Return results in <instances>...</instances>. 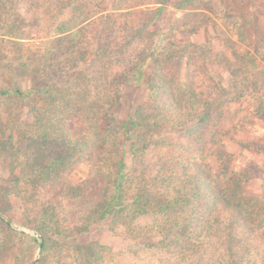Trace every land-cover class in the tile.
<instances>
[{
    "label": "trees",
    "instance_id": "16d2710c",
    "mask_svg": "<svg viewBox=\"0 0 264 264\" xmlns=\"http://www.w3.org/2000/svg\"><path fill=\"white\" fill-rule=\"evenodd\" d=\"M121 1L0 0V44L7 41L12 45L0 55V78L21 68L31 81L26 91L0 83V98L24 102L30 114L24 124L0 128V156H8L11 174V186L0 185V223L6 229L0 230V251L7 245L1 236L8 230L18 233L6 217L13 194L25 203V225L39 236L40 257L60 238H69L72 231L53 206L57 196L64 201L78 200L82 185L68 183L64 177L71 167L89 160V181L95 194L85 215L79 216L77 210L71 216L80 221L76 232L92 224H107L135 237L153 238V232L143 231L150 226L140 224L141 219L153 217L158 220L159 239L147 245L171 257L163 264H243L249 247L242 246L239 234L260 228L262 219L246 213L238 179L232 178L222 191L216 190L203 166L217 148L211 126L223 100L200 96L187 72L182 78L164 70L167 63L183 58L189 44H177L172 33H159L153 41H137L141 34L144 38L152 35L148 28L161 6L150 17L129 21L126 15L138 5L155 1H135L126 7ZM156 2L176 9L194 4L193 0ZM206 22L205 13L193 9L183 14L176 30L191 33ZM235 30L241 38V26ZM223 43L231 54L225 66L236 97L250 96L255 114L264 120V71L256 69L249 51L228 35ZM149 65L147 102L116 122L113 107L120 86L137 84ZM169 147L181 156L180 172L172 193L163 196L150 183L155 178L147 158L153 148ZM165 168L161 164L158 169L167 180L174 173ZM39 184L49 191L44 197L37 195L39 201L29 207L27 199L38 194ZM190 207L202 211L198 226L191 222ZM223 213L227 216L221 248L208 254L201 238L219 228ZM216 224L218 227L213 226ZM85 249L87 252L92 246ZM217 255L220 262L208 259ZM16 258L15 264L40 261Z\"/></svg>",
    "mask_w": 264,
    "mask_h": 264
},
{
    "label": "rangeland",
    "instance_id": "374dc122",
    "mask_svg": "<svg viewBox=\"0 0 264 264\" xmlns=\"http://www.w3.org/2000/svg\"><path fill=\"white\" fill-rule=\"evenodd\" d=\"M135 1L141 3L155 1V3L138 5L132 14L126 15L129 21H141L146 16L150 17L161 6L154 22L148 28L152 35L144 38L141 34L137 41H153L159 33L167 35L172 33L173 41L177 44H189L183 58L175 64L167 63L164 70L182 78L187 72L200 96L207 100L216 98L223 100L211 126L217 148L214 154L206 157L203 166L216 190L222 191L226 184L232 182V178L239 180L246 213L262 219L260 228L239 234L242 246L247 244L249 247V253L244 258L243 264H264V120L255 114L254 101L250 96L236 97V90L231 85L230 75L225 66L226 61L231 59V54L223 43L224 35H228L241 49L249 51L256 69L264 71V0H193L194 4L187 9H176L165 2L161 4L156 2L158 0H122L121 2H124L123 7H126ZM15 6L19 7L17 3ZM193 9L204 12L207 22L191 33L176 30V25L183 18V14ZM123 21L126 22V20ZM238 26L242 29L241 38L235 32ZM228 28L231 32L226 33ZM27 43L31 44V42ZM11 48L12 45L9 42L3 41L0 44V55L2 50ZM150 69L149 65L137 84L120 86L119 98L113 107L116 122H120L136 107L147 102L149 90L145 75L150 72ZM6 76L0 78V83L22 91H26L31 86L30 76L24 69L17 68L11 75L6 73ZM219 93L223 94L220 98ZM29 119L28 107L24 102L16 101L12 97L0 98L1 129L5 128V125L10 127V125L24 124ZM168 139L170 143L172 135H169ZM180 157L171 147L168 150L153 148L150 151L147 161L152 164L150 172L155 178L150 183L158 189V194L169 196L177 185ZM90 162L87 160L71 167L67 176L64 177L68 183L82 185L77 202L60 200L57 196L58 201L53 206L54 209L57 208L62 223L72 233L68 234L69 238H60L43 257H40L38 253V234L25 225V203L17 195L11 196L12 208L6 217L10 220V226L18 233L11 234L8 230L6 236H1L3 243L7 245L0 251V264L17 263L19 261L16 258L17 255L22 256L27 262L29 259L35 262L40 260L38 264H163L171 260L164 250L147 245L159 239L160 229L156 226L158 220L153 217L140 220L141 225L150 226L143 231L153 232V238L135 237L121 227L111 228L107 224H92L85 230L76 232L77 222L80 221L76 219L78 216H75V219L71 216L77 210L79 216L85 215L88 212L90 200L95 194L89 181L92 177ZM8 163V156L4 154L0 156V185L6 188L11 186ZM161 164H166L165 169L174 173L167 180H164L158 169ZM182 190L184 192V189ZM47 191H49L47 187L39 184L38 194L29 196L30 201L27 199V206L32 207L33 204H37L36 201H39L35 200L37 195L44 197ZM191 201H193L192 198ZM188 211L191 212V222L195 221V226H198L197 220L200 219L202 211H192L191 207ZM222 215L218 222V230L211 232V236H200L206 243L204 249L208 254H211L213 250L217 253L221 248V238L224 234L222 227L227 214ZM213 226L218 227L217 224ZM0 230L1 232L6 230L1 223ZM30 238L37 239V243ZM89 245L92 249L86 252L85 247ZM89 251L90 254H88ZM208 259L221 261L219 255L217 258ZM203 260L207 262L205 257Z\"/></svg>",
    "mask_w": 264,
    "mask_h": 264
}]
</instances>
